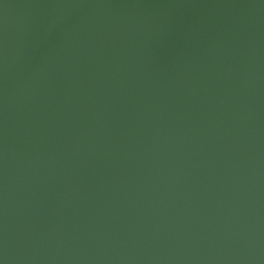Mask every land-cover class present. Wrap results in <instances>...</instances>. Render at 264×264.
I'll list each match as a JSON object with an SVG mask.
<instances>
[{"label":"water","instance_id":"95a60500","mask_svg":"<svg viewBox=\"0 0 264 264\" xmlns=\"http://www.w3.org/2000/svg\"><path fill=\"white\" fill-rule=\"evenodd\" d=\"M0 264H264V0H0Z\"/></svg>","mask_w":264,"mask_h":264}]
</instances>
